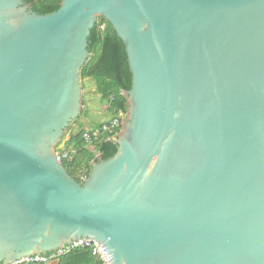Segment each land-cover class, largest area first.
<instances>
[{
  "label": "water",
  "instance_id": "1",
  "mask_svg": "<svg viewBox=\"0 0 264 264\" xmlns=\"http://www.w3.org/2000/svg\"><path fill=\"white\" fill-rule=\"evenodd\" d=\"M98 18L131 87L79 183L56 152ZM85 239L111 264H264V0H0V264Z\"/></svg>",
  "mask_w": 264,
  "mask_h": 264
},
{
  "label": "trees",
  "instance_id": "2",
  "mask_svg": "<svg viewBox=\"0 0 264 264\" xmlns=\"http://www.w3.org/2000/svg\"><path fill=\"white\" fill-rule=\"evenodd\" d=\"M34 12L47 15L59 9L61 0H23ZM90 59L83 67L82 79H91L95 84L94 93L106 104V112L110 117L119 113L126 114L127 100L122 92L131 87V74L122 41L117 37L111 25L103 18H98L89 37ZM83 105V103H82ZM108 120V119H106ZM104 120L102 123H104ZM73 133L69 136L65 148L76 149L77 153L70 163L62 162V167L77 182L81 183L98 153L102 159L115 154L116 145L112 139L101 137L86 144L83 135L86 131L99 128L101 124ZM90 149H92L90 151ZM57 264H102L95 259L88 249L75 250L58 260Z\"/></svg>",
  "mask_w": 264,
  "mask_h": 264
},
{
  "label": "built area",
  "instance_id": "3",
  "mask_svg": "<svg viewBox=\"0 0 264 264\" xmlns=\"http://www.w3.org/2000/svg\"><path fill=\"white\" fill-rule=\"evenodd\" d=\"M121 125L122 113H119L116 117L108 118V120L102 123L99 128L86 131L83 135V140L86 144H90L93 139L97 140L101 137H105L106 139H114L119 133ZM76 153V149L63 148L62 150L56 152V156L60 163H70ZM84 249H88L91 252L92 256L102 264H111L104 248L97 242L89 239L73 242L70 245H65L46 254H38L25 257L10 264H51L75 250Z\"/></svg>",
  "mask_w": 264,
  "mask_h": 264
},
{
  "label": "rangeland",
  "instance_id": "4",
  "mask_svg": "<svg viewBox=\"0 0 264 264\" xmlns=\"http://www.w3.org/2000/svg\"><path fill=\"white\" fill-rule=\"evenodd\" d=\"M82 103L83 105L79 117L67 128L63 138L69 139V136L73 133L85 129H91L93 126L102 123L110 117L105 111L106 104L100 101V97L96 95L94 91L89 89L88 79H82ZM125 117L126 116L122 114V123L125 121ZM61 141L57 146H59ZM91 150L92 149H90V151ZM97 155L99 154L96 153L95 156Z\"/></svg>",
  "mask_w": 264,
  "mask_h": 264
},
{
  "label": "crops",
  "instance_id": "5",
  "mask_svg": "<svg viewBox=\"0 0 264 264\" xmlns=\"http://www.w3.org/2000/svg\"><path fill=\"white\" fill-rule=\"evenodd\" d=\"M88 84H89V89L91 91H94L95 90V84L94 82L91 80V79H88ZM99 96V95H98ZM100 97V96H99ZM108 119V118H107ZM96 157V156H95Z\"/></svg>",
  "mask_w": 264,
  "mask_h": 264
}]
</instances>
